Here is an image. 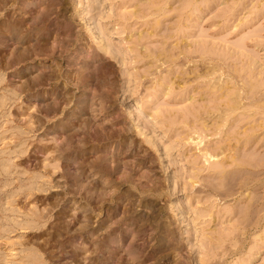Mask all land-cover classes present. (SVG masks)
Instances as JSON below:
<instances>
[{"label":"rangeland","instance_id":"obj_1","mask_svg":"<svg viewBox=\"0 0 264 264\" xmlns=\"http://www.w3.org/2000/svg\"><path fill=\"white\" fill-rule=\"evenodd\" d=\"M0 34V264H110L114 221L132 264H264V0H0Z\"/></svg>","mask_w":264,"mask_h":264},{"label":"bare ground","instance_id":"obj_2","mask_svg":"<svg viewBox=\"0 0 264 264\" xmlns=\"http://www.w3.org/2000/svg\"><path fill=\"white\" fill-rule=\"evenodd\" d=\"M41 15V14H40ZM39 18V17H38ZM37 19V18H36ZM37 21V20H36ZM22 24V23H21ZM25 25V24H24ZM1 29L5 30L7 33H9L10 35H12L13 33H15V31H17V23L14 22V21H5V22H2L1 24ZM27 27V26H26ZM39 28V27H38ZM17 33V32H16ZM1 35V34H0ZM17 36V34H15ZM25 35V34H24ZM8 37V35H7ZM10 37V36H9ZM8 37V38H9ZM22 37V36H21ZM20 38V37H19ZM16 40V39H15ZM19 41V40H18ZM45 76V75H44ZM31 87V86H30ZM78 105V104H77ZM89 108L90 109V103L88 102V100L84 99L82 101L79 102V108L76 109L75 111V114H80L84 109H87ZM88 118V117H87ZM90 122V121H89ZM83 123V122H82ZM106 138V137H105ZM64 143V142H63ZM62 143V144H63ZM69 145V143H68ZM76 145V144H75ZM73 146V145H72ZM78 147V146H77ZM76 147V148H77ZM58 148V147H57ZM64 148V146H63ZM62 148V149H63ZM67 148V147H66ZM65 148V149H66ZM60 149V148H59ZM61 149V150H62ZM63 149V150H65ZM79 149V148H78ZM78 149L76 150L75 149V152H78ZM66 155V154H65ZM67 156V155H66ZM69 156V155H68ZM67 156V157H68ZM71 158V157H70ZM79 165V171L77 170V174H82L84 172V169H83V166L81 167V163L78 164ZM75 174L74 173V177H75ZM84 174V173H83ZM94 175L96 174L95 172L93 173ZM78 176V175H76ZM82 176V175H81ZM96 176V175H95ZM80 177V176H79ZM78 178V177H77ZM75 178V180L77 179ZM100 178V176H99ZM80 179H78V181H76V188L77 187H80L84 189V191L90 195L92 194H95L97 196H102L103 195V192L102 193H99L98 192V189H94L95 187H97L96 184H93V185H83L81 183V181H79ZM104 181V180H103ZM85 186V187H84ZM98 188V187H97ZM79 189V188H78ZM94 189V191L92 192V190ZM101 190V189H100ZM97 192L99 194H97ZM92 193V194H91ZM95 197V196H94ZM54 203V202H53ZM54 205V204H52ZM73 205H76L75 203H73ZM80 205L78 204V207ZM86 221V219H85ZM121 221V220H120ZM83 222V221H82ZM116 223H118L117 221H114V222H111L110 225H116ZM151 222H149L148 220H146V223L145 225H151L150 224ZM80 225V223H78ZM88 224V221H86L85 225H83V227H85L86 225ZM102 224V223H101ZM119 224V223H118ZM141 224V223H140ZM73 225V224H72ZM100 225V224H99ZM110 225L107 224V225H104V227L100 228V231L103 230V232H101L100 234L102 235V237L100 238V243H98V246L96 247L97 248V253H104L107 255V258L110 260L109 263L110 264H132V262L136 261V259L139 258V254H141V249L138 248V247H133V245L131 246V244H127V254H126V251H125V254L124 255H127V257H123L122 254H120V257L117 253L120 252L121 250H118L119 249V246L120 244L124 243L125 239L124 237H128L130 238V243H132L131 241H134L138 236H141L143 234V229L141 230H137L135 233H132V232H129V230L127 228H123L121 230H111L110 229ZM82 227V229H84ZM114 227V226H112ZM64 228V227H63ZM72 228V227H71ZM77 228V227H76ZM81 229V227H78V229ZM87 229V228H85ZM108 229V230H107ZM116 229V228H115ZM97 230V229H96ZM77 231V229H76ZM84 231V230H83ZM71 232V231H70ZM94 234V233H93ZM106 234V235H105ZM127 238V239H128ZM97 241H95L94 243H96ZM135 243V242H134ZM95 245V244H94ZM94 248V247H93ZM95 250V249H94ZM123 251V252H124ZM74 252V251H73ZM78 254V253H77ZM105 256V255H104ZM122 256V257H121ZM157 257V256H156ZM160 258V257H159ZM106 259V258H105ZM161 259V258H160ZM107 261V260H106ZM156 261V260H155ZM107 263V262H106ZM104 264V263H102Z\"/></svg>","mask_w":264,"mask_h":264}]
</instances>
